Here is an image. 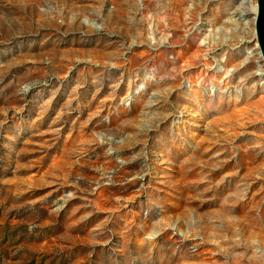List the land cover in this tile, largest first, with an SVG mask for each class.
Segmentation results:
<instances>
[{
  "label": "rangeland",
  "instance_id": "obj_1",
  "mask_svg": "<svg viewBox=\"0 0 264 264\" xmlns=\"http://www.w3.org/2000/svg\"><path fill=\"white\" fill-rule=\"evenodd\" d=\"M257 0H0V264H264Z\"/></svg>",
  "mask_w": 264,
  "mask_h": 264
},
{
  "label": "water",
  "instance_id": "obj_2",
  "mask_svg": "<svg viewBox=\"0 0 264 264\" xmlns=\"http://www.w3.org/2000/svg\"><path fill=\"white\" fill-rule=\"evenodd\" d=\"M255 33L258 42V47L264 60V0H257Z\"/></svg>",
  "mask_w": 264,
  "mask_h": 264
},
{
  "label": "bare ground",
  "instance_id": "obj_3",
  "mask_svg": "<svg viewBox=\"0 0 264 264\" xmlns=\"http://www.w3.org/2000/svg\"><path fill=\"white\" fill-rule=\"evenodd\" d=\"M256 14H257V4H254V16H253V22L256 20Z\"/></svg>",
  "mask_w": 264,
  "mask_h": 264
}]
</instances>
